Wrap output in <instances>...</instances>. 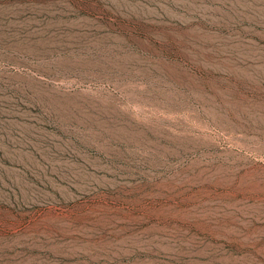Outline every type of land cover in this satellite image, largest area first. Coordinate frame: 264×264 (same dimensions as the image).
I'll list each match as a JSON object with an SVG mask.
<instances>
[{
  "label": "rangeland",
  "instance_id": "obj_1",
  "mask_svg": "<svg viewBox=\"0 0 264 264\" xmlns=\"http://www.w3.org/2000/svg\"><path fill=\"white\" fill-rule=\"evenodd\" d=\"M0 264H264V0H0Z\"/></svg>",
  "mask_w": 264,
  "mask_h": 264
}]
</instances>
